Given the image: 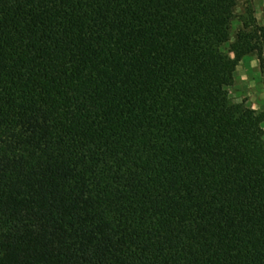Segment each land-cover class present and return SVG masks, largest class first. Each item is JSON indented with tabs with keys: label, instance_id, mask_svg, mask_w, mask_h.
Segmentation results:
<instances>
[{
	"label": "trees",
	"instance_id": "obj_1",
	"mask_svg": "<svg viewBox=\"0 0 264 264\" xmlns=\"http://www.w3.org/2000/svg\"><path fill=\"white\" fill-rule=\"evenodd\" d=\"M237 10L0 0V264H264V112L229 93L264 26Z\"/></svg>",
	"mask_w": 264,
	"mask_h": 264
},
{
	"label": "rangeland",
	"instance_id": "obj_2",
	"mask_svg": "<svg viewBox=\"0 0 264 264\" xmlns=\"http://www.w3.org/2000/svg\"><path fill=\"white\" fill-rule=\"evenodd\" d=\"M250 9L253 10L257 23L264 26L263 0H238L234 33L242 27L241 20ZM234 77V84L229 88L231 99L237 103L245 102L253 109L264 112V70L261 69L257 56L245 57L237 66Z\"/></svg>",
	"mask_w": 264,
	"mask_h": 264
}]
</instances>
